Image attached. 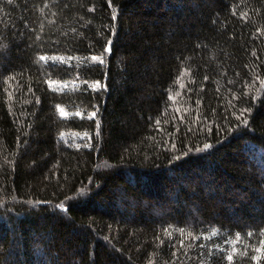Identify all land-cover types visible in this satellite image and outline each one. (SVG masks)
Returning a JSON list of instances; mask_svg holds the SVG:
<instances>
[{"label": "trees", "instance_id": "16d2710c", "mask_svg": "<svg viewBox=\"0 0 264 264\" xmlns=\"http://www.w3.org/2000/svg\"><path fill=\"white\" fill-rule=\"evenodd\" d=\"M262 242L264 0H0V264Z\"/></svg>", "mask_w": 264, "mask_h": 264}, {"label": "snow or ice", "instance_id": "6c2138e0", "mask_svg": "<svg viewBox=\"0 0 264 264\" xmlns=\"http://www.w3.org/2000/svg\"><path fill=\"white\" fill-rule=\"evenodd\" d=\"M10 2H11V0H10ZM39 59H40L41 61H46V60L48 59V57L41 56ZM97 59H99V58L96 57V56H93V57H92V60H97ZM100 62L102 63L103 61L101 60ZM92 87H93V88H99L100 85H99V83H96V84L92 85ZM58 110L60 111L61 115H66V113L64 112V109L59 108V106H58ZM78 114H79V113H78ZM94 116H95V113L92 114V117H94ZM92 117H90V118H92ZM205 147H207V145H206ZM213 235H215V233H213ZM237 240H239V237H237ZM262 243H264V242H262ZM256 251H257L258 253L264 252V247H262V248H258V249H256ZM254 259H257V260H258L259 257H254ZM228 260L231 262V261L233 260V256H232V255H229V256H228Z\"/></svg>", "mask_w": 264, "mask_h": 264}]
</instances>
